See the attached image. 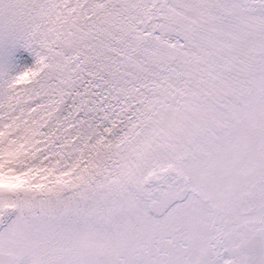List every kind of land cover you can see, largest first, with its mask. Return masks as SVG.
Segmentation results:
<instances>
[{
  "label": "snow or ice",
  "instance_id": "6c2138e0",
  "mask_svg": "<svg viewBox=\"0 0 264 264\" xmlns=\"http://www.w3.org/2000/svg\"><path fill=\"white\" fill-rule=\"evenodd\" d=\"M0 264H264V0H0Z\"/></svg>",
  "mask_w": 264,
  "mask_h": 264
}]
</instances>
